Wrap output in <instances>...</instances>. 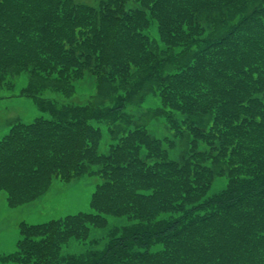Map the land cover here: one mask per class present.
Here are the masks:
<instances>
[{"label":"trees","instance_id":"obj_1","mask_svg":"<svg viewBox=\"0 0 264 264\" xmlns=\"http://www.w3.org/2000/svg\"><path fill=\"white\" fill-rule=\"evenodd\" d=\"M28 1L0 0V89L24 75L40 114L0 138V188L16 205L52 175L98 183L91 213L21 223L0 262L264 264V0Z\"/></svg>","mask_w":264,"mask_h":264},{"label":"rangeland","instance_id":"obj_2","mask_svg":"<svg viewBox=\"0 0 264 264\" xmlns=\"http://www.w3.org/2000/svg\"><path fill=\"white\" fill-rule=\"evenodd\" d=\"M34 1L35 0H29L28 2L29 4H32ZM74 1L86 4H95L96 2H99V0ZM146 14L147 11L144 13V15ZM152 22L155 21L152 19ZM243 36L247 38L246 33H244ZM43 37V33L39 32L37 38L34 40V35L32 34V39L34 42H36L39 38L41 40ZM112 44L113 43L111 42V39L107 40V42L104 40L103 43H100V45H103L105 48L109 49L114 48ZM239 46L242 45L239 44L236 47V50L230 49V52H228V54L236 57L238 53H241L243 51ZM247 54L252 56L249 52H247ZM234 73V71L227 73L226 78H222L217 82L216 85L221 90L222 94L227 93V84L230 83V77ZM234 80H239V78H235ZM25 84H27V77L20 74L15 80L14 86H12L11 89H0V138L7 131L10 126L9 124L14 119L20 118L22 120L30 121L40 114L39 109L37 108V106H35L34 102L31 99V96L22 94V90L23 87L25 88ZM77 84L79 86L78 90H80L82 93H90L95 89L94 77L90 76V74H86L81 79H79ZM81 98H83L82 95H80V97H77V99ZM154 99L155 96L149 95L144 103L140 105H131L129 106V108L135 110L136 114H141L143 110L155 104L156 101L154 102ZM203 105L204 103H198V108L202 107ZM183 133H185V129H183ZM177 138L178 139L175 140V146L171 153L172 157H170L171 159L175 158L176 160L179 158V154L183 147L182 137L179 136ZM198 140H203V138H199ZM132 159L136 163V158ZM16 166L20 165L18 164ZM96 167L97 166H90L89 169H95ZM167 167L170 170V167H172V163L167 162ZM95 173V171H91L89 174L86 173L81 176L79 175L76 178L74 177L71 181H63L59 178H52L49 186L41 195H38L29 200L22 201L16 205L10 204L7 200L6 192L4 190H0L1 255H6L15 250L16 242L19 237V224L21 222L42 223L50 219L63 217L68 214H75L78 212H92V209L90 207V198L95 185L98 183L97 176H94ZM150 181L151 179L149 180V182ZM149 185L151 186L152 184ZM166 190L168 189H163V191L159 192L156 191V193H154L146 200L149 203L153 204L155 207H158L163 200L162 192ZM124 195H127L126 191H124L123 196ZM227 220L229 221H225L218 227L217 231L219 234L220 230H226L229 224L232 223L231 218ZM71 241L72 239L70 240V242ZM0 264L3 263L0 262ZM5 264L22 263L10 261Z\"/></svg>","mask_w":264,"mask_h":264}]
</instances>
